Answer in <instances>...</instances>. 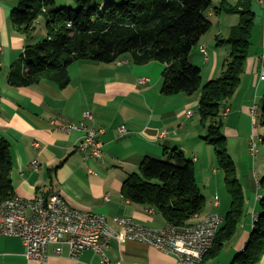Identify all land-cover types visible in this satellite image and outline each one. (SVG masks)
I'll list each match as a JSON object with an SVG mask.
<instances>
[{"label": "crops", "instance_id": "obj_1", "mask_svg": "<svg viewBox=\"0 0 264 264\" xmlns=\"http://www.w3.org/2000/svg\"><path fill=\"white\" fill-rule=\"evenodd\" d=\"M215 1L219 5L222 0ZM17 5L16 0H0V136L11 145L10 177L16 195L33 198L38 194L47 197L58 193L75 209L104 214L118 230L115 217H129L149 228H161L167 220L157 209L130 201L121 189L129 174L138 172L145 157L166 159L176 149L194 165L198 187L205 197V206L199 215L219 214L221 209L228 211L230 203L224 194L223 176L214 166L216 153L202 138L206 129L198 111L200 89L192 94L164 95L161 88L165 64L159 61L138 64L129 54L109 63L90 59L74 61L68 66L69 82L64 88L48 78L29 86H13L9 82L10 71L24 58L28 44L11 21V10ZM253 10L259 22V29H252L251 33L254 48L245 61L235 93L220 111L221 132L229 144L228 153L230 148L238 146L245 152V171L241 169L242 175L238 178L251 217L260 211L259 196L264 195V188L259 186L264 171L259 165L261 170L257 172L256 163L249 166L248 148L251 110L255 106L258 110V102L264 99V81L260 80L264 56V0H254ZM210 11H213L209 18L214 28L210 27L202 35L197 51L189 55L190 62L200 67L203 83L218 77L228 59L227 43L213 47V40L224 43L219 39H226L238 21V15L234 14L233 19L223 16V12L215 20L212 18L216 15L214 9ZM225 19L232 22L228 29L223 25ZM37 29L40 31L32 33L30 44L46 35L45 22L39 21ZM221 35L224 37L220 38ZM142 78L148 80L141 82ZM85 111H89L92 118H85ZM82 120L88 127L104 129L99 136L103 143L101 158L87 159L78 148L83 130L62 128L64 122L79 124ZM121 126L126 129L123 135L119 133ZM35 142L39 146H35ZM34 160L39 167H34ZM250 220L245 219L235 233L238 236L233 246L239 251L252 227L253 220ZM24 251L19 236L0 234V264H105L101 255L92 250L73 258L67 245L63 246L61 254H56L51 246L44 263L30 262ZM220 252L212 263L205 261L204 264H228L231 251ZM106 254L111 261L121 259L123 264L176 262L173 254L126 239H112ZM256 264H264V253Z\"/></svg>", "mask_w": 264, "mask_h": 264}, {"label": "trees", "instance_id": "obj_2", "mask_svg": "<svg viewBox=\"0 0 264 264\" xmlns=\"http://www.w3.org/2000/svg\"><path fill=\"white\" fill-rule=\"evenodd\" d=\"M16 1L18 5L11 10V21L28 44L24 58L10 71L9 82L13 86H29L48 78L64 88L69 82L68 66L74 61L90 59L109 63L129 54L138 64L150 61L165 64L161 88L164 95L201 90L198 111L206 129L202 138L214 148L231 198L203 264L216 257L249 215L242 184L221 132L220 111L235 93L248 57L254 0H236L234 4L222 0L214 7L212 0H122L106 3L102 10L90 7L95 0H75L77 9L70 6L51 9L54 0ZM210 9L215 13L236 14L238 23L226 39H219L230 46L221 74L201 85V69L190 62L189 55L212 24ZM42 14L47 15L46 35L30 44ZM10 148V142L0 136V203L15 194L10 177L13 165ZM259 186L264 188V175ZM121 191L130 201L154 207L167 222L178 226L189 224L190 218L205 206L193 163L176 149L166 159L145 157L138 172L124 180ZM259 208L244 249L231 264H256L262 257L264 195L259 198Z\"/></svg>", "mask_w": 264, "mask_h": 264}, {"label": "built area", "instance_id": "obj_3", "mask_svg": "<svg viewBox=\"0 0 264 264\" xmlns=\"http://www.w3.org/2000/svg\"><path fill=\"white\" fill-rule=\"evenodd\" d=\"M211 13L209 11V15ZM201 50L204 51V46H201ZM147 80L140 79L141 82ZM260 80L264 81V56ZM251 115L255 123L256 106L251 110ZM83 116L92 118L89 111H85ZM62 128L66 131L83 130L84 135L78 148L85 154V158H101L103 143L99 136L104 129L88 127L85 122H64ZM125 132V127L121 126L120 135ZM34 145L39 146V143L35 142ZM249 148L251 153L257 152L253 141H249ZM32 164L35 168L39 167L36 160ZM215 200L218 201L217 198ZM257 215L252 214L253 221L257 219ZM113 220L120 227L119 230L108 222L104 214L75 209L58 193L47 197L38 194L33 198L14 194L0 203V234L19 236L25 246L24 255L34 263H44L51 246L56 254H61L63 246L67 245L73 258H77L85 250H92L101 255L105 264H123L121 259L111 261L106 254L110 241L117 238L145 243L173 254L176 257L175 264H203L224 218L216 212L203 217L195 213L185 226L167 222L161 228H149L129 217H115ZM243 249L244 245L240 251Z\"/></svg>", "mask_w": 264, "mask_h": 264}, {"label": "rangeland", "instance_id": "obj_4", "mask_svg": "<svg viewBox=\"0 0 264 264\" xmlns=\"http://www.w3.org/2000/svg\"><path fill=\"white\" fill-rule=\"evenodd\" d=\"M120 1H122V0H95V2H93L90 7H95L96 6L99 10H102L103 7H104V5L106 3H109V2L119 3ZM63 6H70V7L74 8V9H77L78 8L76 6V4H75V0H54V3L51 5V9H57V8H60V7H63ZM214 6H218V3L215 0L213 1V7ZM219 14L220 13H216V15L212 16V18L215 19V17H219ZM221 14H222V12H221ZM223 16L228 17V18H233V19L235 18L233 13H225V12H223ZM46 17H47L46 14H42L40 16V18H39V21H41L42 23L45 22ZM211 22H213L212 19H211ZM224 22H225V23H223V25L225 26L224 28L225 29H228V27H230V23H232V22H230L227 19H225ZM213 23L211 24L210 27H213V25H214ZM235 23L237 24L238 21L235 22ZM258 23H259L258 22V16H257V13L255 12V17H254V22H253V29L256 30V31L259 29ZM235 25L233 24V26H235ZM39 31H40V29H37L35 32L37 33ZM221 37H224V36L221 35L220 38ZM250 41H251V38H250ZM199 42L193 48V50H192L193 52L194 51H197ZM225 44H226L225 42L224 43H221V44H218L217 43V40H216V42H215V40H213V47L222 46V45H225ZM226 46L228 48V51H230V46L228 44ZM253 48H254V44L251 41V44L249 45V48H248V55L252 51ZM263 51H264V48H263ZM123 55H128V54H123ZM21 58L22 57H20L19 59H21ZM201 77H202V75H201ZM244 82H245V78H244ZM203 84L204 83L202 82V78H201V85H203ZM263 107H264V99H262L261 101L258 102V110H257V116H256V121L257 122L256 121H255V123L253 122L252 115H251V127H252V131L250 132L249 137H248V145H249V141H251V142L253 141L256 144V147H257V152L256 153L253 154L250 151L249 166H250V163H252V164L253 163H256L255 170L257 172H259L258 169H260L258 167L259 165L262 166L261 169H263V171H264V142H263V138H264V125L262 124V111H263ZM225 145H226V147H229V144L226 143ZM239 148H240V146H238V148H236V149L230 148L229 149L230 150V153H228L229 155H232V159H233L234 166H235V169H236L237 177H241V175H242L241 174L242 173L241 172V169H243L245 171V167H246V165H245V152L242 153V151H240ZM248 148H249V146H248ZM213 150H214V148H213ZM249 150H250V148H249ZM214 166L218 170V174L221 175V176H223L222 170H220L218 168L216 156H215ZM251 169H252L251 171L254 172L253 167ZM224 194L228 198V203H230V200H231L230 194L227 192V190H226L225 187H224ZM225 213H226V210H224V209H221L219 211V214L222 215V216ZM251 218H252L251 217V214H249L246 217L247 220H250ZM250 221H252V220H250ZM239 228H240V226H238V229ZM237 236H238V233L236 235H234L231 240L225 242L224 245H223V247H222L223 252H227V251L229 252V251H231V254L229 256V262H228V264H230V262L232 260H234L236 258V256H237V254L239 253V250L238 249H235L234 246H233L234 239ZM216 258H217V256L214 257V258H209L208 260H206V263H212Z\"/></svg>", "mask_w": 264, "mask_h": 264}, {"label": "bare ground", "instance_id": "obj_5", "mask_svg": "<svg viewBox=\"0 0 264 264\" xmlns=\"http://www.w3.org/2000/svg\"><path fill=\"white\" fill-rule=\"evenodd\" d=\"M212 13H213V11H212ZM83 113H84V112H83ZM63 121H64V120H63ZM67 121H68V120H67ZM82 121H83V120H82ZM83 122H84V121H83ZM85 123H86V122H85ZM87 159H88V158H87ZM87 159H86V160H87Z\"/></svg>", "mask_w": 264, "mask_h": 264}]
</instances>
